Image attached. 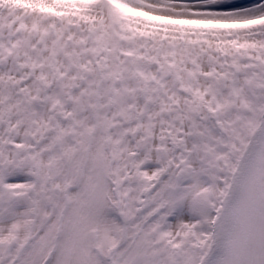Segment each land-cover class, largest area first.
<instances>
[{"label": "snow or ice", "instance_id": "6c2138e0", "mask_svg": "<svg viewBox=\"0 0 264 264\" xmlns=\"http://www.w3.org/2000/svg\"><path fill=\"white\" fill-rule=\"evenodd\" d=\"M0 264H264V0H0Z\"/></svg>", "mask_w": 264, "mask_h": 264}, {"label": "rangeland", "instance_id": "374dc122", "mask_svg": "<svg viewBox=\"0 0 264 264\" xmlns=\"http://www.w3.org/2000/svg\"><path fill=\"white\" fill-rule=\"evenodd\" d=\"M132 15H135V14H137V13H135V12H133V13H131Z\"/></svg>", "mask_w": 264, "mask_h": 264}]
</instances>
